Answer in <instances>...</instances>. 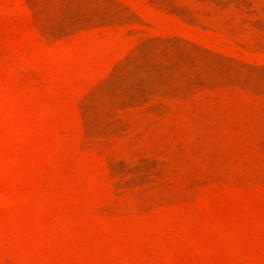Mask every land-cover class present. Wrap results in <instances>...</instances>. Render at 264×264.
Listing matches in <instances>:
<instances>
[{
	"label": "rangeland",
	"instance_id": "1",
	"mask_svg": "<svg viewBox=\"0 0 264 264\" xmlns=\"http://www.w3.org/2000/svg\"><path fill=\"white\" fill-rule=\"evenodd\" d=\"M0 264H264V0H0Z\"/></svg>",
	"mask_w": 264,
	"mask_h": 264
}]
</instances>
